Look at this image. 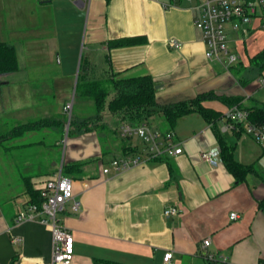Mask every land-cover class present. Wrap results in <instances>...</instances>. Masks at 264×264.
I'll return each mask as SVG.
<instances>
[{
	"label": "crops",
	"instance_id": "obj_1",
	"mask_svg": "<svg viewBox=\"0 0 264 264\" xmlns=\"http://www.w3.org/2000/svg\"><path fill=\"white\" fill-rule=\"evenodd\" d=\"M198 3L0 0V42L13 45L18 58L16 71L0 74V264H53L52 226L16 218L31 201L30 191L40 192L43 180L77 163L78 171L68 176L81 208L74 212L68 203L59 214L74 237L70 264H94L96 259L164 264L167 251H173L172 264H264V209L259 206L264 199V146L245 132V122L226 126V113L238 104L264 109V66L253 61L264 49V11L251 22H239L245 31L227 26L229 47L240 56L228 71L205 56L203 32L195 24ZM83 34L90 50L84 71L88 79H102L109 71L118 77L150 74L159 103L212 92L222 98L205 105L222 117L209 122L198 112L181 116L172 130L183 152L160 158H149L139 136L122 135L120 114L103 109L66 121L64 106L78 82L76 69L24 66L19 46L29 38L39 48L60 42L61 35L62 42L80 43ZM129 36L146 41L107 45ZM172 39L179 46H171ZM61 53L58 46L53 53L36 50L32 57L51 59ZM42 120L53 126L14 132L21 124ZM142 123L169 130L160 113ZM222 144L237 162L251 167L242 181L221 157L217 165L201 158L205 150L220 152ZM116 158L132 163L115 170ZM170 206L179 213L166 216ZM232 212L239 217L231 219ZM207 238L211 243L205 247ZM208 254L216 260L210 262Z\"/></svg>",
	"mask_w": 264,
	"mask_h": 264
},
{
	"label": "built area",
	"instance_id": "obj_2",
	"mask_svg": "<svg viewBox=\"0 0 264 264\" xmlns=\"http://www.w3.org/2000/svg\"><path fill=\"white\" fill-rule=\"evenodd\" d=\"M82 1V0H79ZM164 5L168 3L164 2ZM198 16L195 20L196 26L203 32V40L206 45L205 56L210 61L221 64L226 70H230L239 60L238 53L233 52L229 47L227 26L233 24L235 29L245 28L239 22H251L254 17L264 11V0H199L196 6ZM238 21V24L233 22ZM171 46H179L175 39L170 41ZM264 83V80H262ZM72 103H66L64 111L71 114ZM248 111L234 106L226 113L228 128L238 123H246L245 132L252 136L257 142L264 146V125L251 123L248 120ZM123 136H139L144 140L149 149V158H160L165 155H179L183 148L175 140V132L172 129L159 130L148 123L134 124L129 121L123 122L121 126ZM219 149H209L201 152V158L213 165L221 163ZM132 163L129 158H116L112 161L115 170L126 168ZM109 172L110 168H105ZM41 202H29L18 213L16 221L27 220L48 224L53 229L52 263L70 264L74 257V237L71 231L60 223L58 215L62 213L68 203L74 212L81 208V200L77 198L73 179L65 175L63 170L42 181L40 187ZM179 213L175 206L165 208L166 216H173ZM231 219L239 217L237 212H232ZM204 246L210 245L209 238L204 240ZM210 262L215 261L213 254H208ZM164 264H172L173 251L164 254Z\"/></svg>",
	"mask_w": 264,
	"mask_h": 264
},
{
	"label": "trees",
	"instance_id": "obj_3",
	"mask_svg": "<svg viewBox=\"0 0 264 264\" xmlns=\"http://www.w3.org/2000/svg\"><path fill=\"white\" fill-rule=\"evenodd\" d=\"M143 36H129L110 40L107 42L109 48L123 47L145 43ZM253 61L261 62L264 66V49L253 57ZM107 62L111 65L110 57L107 56ZM87 59H86V67ZM85 67V69H86ZM18 69V58L16 49L13 45L6 42H0V74H7ZM84 69V71H85ZM79 73L77 90H81V97L92 99L95 102L97 113L106 109L110 114H120L122 119L134 124H139L148 120L154 114L160 113L167 122L169 129H173L177 120L184 115L198 112L202 114L207 121H216L222 117V112L205 105V101L211 98L221 99L212 92H205L188 100H181L169 104H161L157 100L156 81L150 74L118 77L117 74L109 71L106 77L102 79H88L85 74ZM81 77V78H80ZM108 100V96L111 94ZM238 103V102H237ZM238 107L248 111V120L251 123L264 125V109L250 108L246 106ZM31 122L21 124L14 129V132H24L32 129L35 124L44 123ZM2 137L0 136V145ZM220 157L226 167L234 174L237 181H242L245 174L251 170V167L237 162L229 152L228 146L221 145ZM80 164H68L63 166V172L71 174L78 171ZM30 191V189H29ZM32 199L30 202L40 203L42 198L40 192L30 191ZM264 209V199L259 203ZM94 264H126L121 262H109L96 259ZM212 264V263H211ZM223 264V263H222Z\"/></svg>",
	"mask_w": 264,
	"mask_h": 264
},
{
	"label": "rangeland",
	"instance_id": "obj_4",
	"mask_svg": "<svg viewBox=\"0 0 264 264\" xmlns=\"http://www.w3.org/2000/svg\"><path fill=\"white\" fill-rule=\"evenodd\" d=\"M34 13L35 15V10L30 12V14ZM61 24V23H60ZM62 36V35H61ZM60 36L61 40L59 42H46L43 44H39V48L34 44V42H28L29 38L21 43V46H19V53L22 55L24 53V57L22 59L23 65L24 66H39L42 68L45 67H52V68H57V67H66V68H75L76 73H75V78H79V73H83L85 67H86V59L87 56L90 54V50L88 49V44L85 42V35L83 34L80 40V43L78 42H62V37ZM61 47L62 53L60 55H57L55 58H44V59H34L32 57V53L36 50H44L48 52H54L56 50V47ZM99 52V51H97ZM62 56V59H61ZM99 60L98 62H100ZM78 70V71H77ZM78 73V74H77ZM81 78V77H80ZM113 93H111L108 96V100L111 98ZM70 103L74 105L71 114L66 113L65 118L66 121H68L69 118H71V122L76 120V117H84L89 115L91 112L95 113L97 112L96 110V105L95 102L92 101V105H89V102L91 99L88 101H85L84 97H81V90L76 89V84L74 87V91L71 95ZM56 101H51V104L53 107L55 106ZM68 102V103H69ZM91 104V103H90ZM75 118V119H74ZM126 121V120H125ZM53 125L49 124L48 122L44 123H39L35 124V126L32 128L34 129L35 127L38 129H43L44 127H51ZM70 129V128H69ZM64 137H66L69 133V130L64 127ZM2 145H0L1 147ZM65 175H68L64 173ZM59 217V215H58Z\"/></svg>",
	"mask_w": 264,
	"mask_h": 264
}]
</instances>
